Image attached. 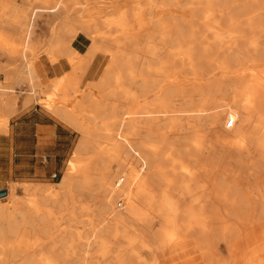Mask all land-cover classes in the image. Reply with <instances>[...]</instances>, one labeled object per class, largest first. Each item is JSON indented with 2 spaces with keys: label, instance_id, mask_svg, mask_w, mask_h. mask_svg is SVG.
<instances>
[{
  "label": "bare ground",
  "instance_id": "obj_1",
  "mask_svg": "<svg viewBox=\"0 0 264 264\" xmlns=\"http://www.w3.org/2000/svg\"><path fill=\"white\" fill-rule=\"evenodd\" d=\"M88 1L56 0L52 8L27 2L31 11L22 22L27 28L21 54L0 45V55L19 59L24 66L6 71L5 81L15 76L16 85L26 83L31 97L44 89L47 95L56 91L58 103L43 98L42 105L81 136L56 184L58 191L24 186L30 190L26 209L0 206V264H128V257L135 255L134 243L153 254L183 248L186 241L202 264H224L218 262V248L228 237L253 244L232 264H264V0L130 5L101 26L85 21L71 25L68 35L82 33L84 40L70 51L64 50L65 37L58 31L49 40L35 38L40 14L60 21L71 13L82 14ZM16 30L21 33L23 27ZM41 53L64 55L67 63L80 59L42 85L39 69L31 62ZM90 88L103 98H118L127 108L103 106ZM8 90L0 85V99L8 97ZM67 101L74 108L67 107ZM13 103L11 97L0 102V132L15 110ZM76 110L84 113L83 120ZM174 113L180 121L164 124ZM228 119L231 124L225 127ZM86 122H94L96 130ZM187 133L192 135L189 141ZM188 146L204 158L197 171L177 164L175 156ZM110 160L116 162L115 169ZM231 163L247 173H224ZM86 172H93L94 179H85ZM199 177L203 185L193 187ZM83 196L94 202L95 214L87 207L76 213L72 203ZM115 200L124 201L120 210L113 207ZM48 205L65 212L67 224L45 247L43 237L32 235L50 233L48 227L40 228L56 214ZM149 211L160 221L158 235L149 232ZM80 213L89 223L84 231L75 218ZM92 216L101 221L95 223ZM112 246L117 255L110 258ZM45 248L50 253L43 254ZM90 248L98 253L95 262L86 257ZM135 260L148 263L138 256Z\"/></svg>",
  "mask_w": 264,
  "mask_h": 264
},
{
  "label": "rangeland",
  "instance_id": "obj_2",
  "mask_svg": "<svg viewBox=\"0 0 264 264\" xmlns=\"http://www.w3.org/2000/svg\"><path fill=\"white\" fill-rule=\"evenodd\" d=\"M3 1L4 0H0L1 5ZM8 1L11 2V0H8ZM152 1L153 0H90L88 1V4H87L88 8L85 7V11H84L85 13L84 12H82V14L71 13V14L66 15L65 18L60 21L52 17L48 18L46 14H40L41 15L40 18L37 19V21L34 24L35 38L38 37L41 40H49L53 37L56 31H58L60 36L62 35L63 37H65L64 40L62 41H64L63 45L67 46L65 49L61 48L60 50L64 49L65 51H70L72 49L71 47L74 46V43H76L77 41L81 42L84 40V38H82L83 37L82 33H79L78 34L79 37H75V38L74 36H72L71 38L70 35H68V31L73 29L71 25H73L74 23H77L78 21H85V22H91L93 24L101 26L103 23L116 19L118 15L122 13L125 9L130 7V5H137L141 8H144L146 4ZM165 1L169 2L171 0H160V1L154 0L153 2L160 3V2H165ZM12 2L13 3L3 4V7H1L0 5V24H3V25L8 24L13 29L0 28V31L8 36H11L13 41L15 40L20 41L18 45H14V44L4 45L6 49L15 52L16 53L15 55L19 56L23 48L25 29L27 28V27L22 26L24 14L26 13L25 9L22 6L25 5L28 9V12H30L31 9L29 8V6L26 5L27 2L30 4L39 3V4H43L44 6L48 8H52L56 0H13ZM170 8L171 10L174 9L173 6ZM91 10H93V13L88 14V12ZM114 11H115V14H114ZM145 12H147V10H143L142 13L146 14ZM107 13H110V15ZM22 27H23V32L20 33L19 31L16 30V28H22ZM86 42H88V40L84 41V43ZM79 59H80L79 57L78 58L75 57L70 61V63H67L66 62L67 59L64 55L51 58L48 55L41 53L38 58H33L31 62L35 63V65L39 69V73H40L39 79L41 81V84L44 85V84H47L49 80L53 78V76H55V74H58V73L63 74L65 71L67 72L69 70V65L77 62ZM50 61H52L53 63L51 62L50 64L49 63ZM0 67L4 69L3 71H0V85L6 84L9 87L8 94H7L8 97L6 96L2 97L0 99V102L3 103L7 98L11 97L12 102H14L13 104L15 105V110L12 114V116L14 115V117L20 112L31 111L33 108H35L37 112L44 113L45 115H47L49 117L50 123L55 125L54 136L56 138H59V139H56L55 143L62 144V147L59 149H57L58 148L57 145L54 146L53 149H51V153L52 152L60 153V156L56 155L55 157V170L51 171V172H55L56 174L55 177L53 178L48 177L44 179H27V180L26 179L16 180L13 177L9 178L5 176L0 177V189H5L6 192L8 191L10 193L9 197H6L5 195L0 197V206L9 207V206H12V204H14V206L16 207V209L14 210L17 211L20 209L22 210L26 209L25 204L29 202L30 200V197H29L30 190L28 192L25 191L23 189L24 186H39L41 189L51 188L52 190L54 189V191L59 190V187L56 184L62 179L66 169L68 168V163L74 154L75 148L77 144L79 143L81 136L78 132L74 131L67 124H65L62 120L54 116L49 110H47L42 105L44 101L48 102L49 104L58 103L59 96L57 95V93H55L56 91L53 93V95H47L49 90L44 89V92L40 93L39 96L37 95V97L35 96L31 97L30 92L26 86V83H21V85H16L17 81H16L15 76H12L10 80L5 81L4 73L6 71L13 70L14 68L23 69L22 67L24 66L20 64L19 59H9L5 54H2L0 55ZM180 84H184V83L181 82ZM187 84L188 82H185V85ZM55 88H58L59 90V88L61 87L56 86ZM87 91L92 95V97L96 100V102L102 104L103 106H109L108 108L118 106V107H121L123 110L127 108L126 105L122 104V102L118 98H114V99L110 97L103 98L98 91L92 88L87 89ZM43 98H45L46 100H44ZM26 99H31L29 101L30 103L28 102L27 103L28 105L27 104L23 105V102ZM70 103H71L70 101H67L65 105L67 107L74 108L72 105L70 106ZM75 113L80 120H83L85 118L84 113L80 112L79 110H76ZM178 115L179 114H177V116ZM177 116L176 114L173 115V118L167 120L166 122H164V124H168V122L174 123V122H177L175 121L176 119L178 120L179 118L180 119L182 118L179 116L177 118ZM118 119L122 120L123 117L118 116ZM181 123H185V121ZM86 124L90 128L91 131H94L97 128V125L94 122H86ZM115 131L119 132V130H115ZM4 132H6V130ZM224 134L225 133H223V135ZM186 137H188L186 139L189 141L191 140L192 135H189L187 133ZM102 144L107 145V142L104 141ZM186 148H187L186 152H183V154H177L175 156V158L178 159L177 164L179 166L181 165L185 166L187 167V169L191 171L199 170L200 165H202V161L204 158L198 153L194 152L191 146H188ZM104 159L106 161H109V158L107 156H105ZM245 161L249 163L250 159H246ZM110 162H111L110 166L113 169H115L116 162L114 160H110ZM129 164L130 163L128 162V165ZM222 171L224 170L221 169V172ZM178 173H186V171L179 169ZM199 173H203L202 170ZM224 173H247V172H245V170H243L242 172H239V170H237L234 167V165L231 163L230 165L226 164V169ZM249 173H253V171H250ZM92 174L93 172H91V174L88 172L83 173L84 178L87 180L94 179V176ZM203 182H204L203 177L195 178V180L192 182L193 187L196 186V184L198 187H201L203 185ZM201 195H202L201 189L197 190L196 196L200 197ZM87 198H88L87 196H83L77 202L72 203L75 206V211H77L76 213L85 211L84 210L85 208L83 209L82 207H87L89 208L90 211L94 212L95 214L94 202H91L89 198L88 199ZM185 198H186V204L189 203V197L185 195ZM116 201L117 200L114 201L115 204L113 207L116 210H120L124 206V201L123 200L121 201L122 206L120 208L117 207ZM69 204L71 203L69 202ZM49 207H51L56 214L55 216L51 217V219L49 220L50 222L49 224L40 225V228L48 227L50 229V233L48 234L47 237L45 235L42 236L41 234L32 235L33 237H43V245L45 247L50 246L54 243L52 239L58 236L60 231L65 229L66 224H67L65 212L58 213V209L56 206H49ZM148 214H149L148 218L150 219V225H149L150 234H153V235L160 234L161 229H162L160 221L158 220V218L152 211H149ZM75 218L78 222H80L77 225L79 229L83 231L88 229L89 223L85 222L86 218L82 216L81 213L77 215ZM92 221L96 223V222H100L101 219L98 217L92 216ZM92 239L93 238L89 236L88 244H90L91 246L93 243ZM226 240L227 242H220L219 248H218V254H219L218 262H221L224 264H232L233 261H235L236 259L242 256L244 251L250 249L253 245L251 244L250 241L240 242V240L235 237H228L226 238ZM132 246H133V250L131 252L134 253L135 255L133 257L131 256L128 257V260L130 262L128 264H136V260H135L136 256H138L141 260H143L144 263L148 262L146 264H150L153 261H154V264H202L196 251L193 250V247L191 246L190 241H186L185 245L184 244L182 245L183 248L182 247L177 248L176 250L172 248V249L154 252L153 254L145 251L144 249H139L136 243L132 244ZM49 251L50 250L48 248L42 249L43 254H48L50 253ZM116 251L117 250L115 249V247L112 246L109 249L108 256L110 258L113 256H116L117 255ZM78 257H80L79 254H78ZM86 257L90 259L91 261L95 262L97 261L98 253H96V250H92V248H90L89 251H87ZM123 258L127 259L126 254ZM78 264H81V263H78ZM87 264H90V263L88 262ZM235 264H242V262L237 261Z\"/></svg>",
  "mask_w": 264,
  "mask_h": 264
},
{
  "label": "crops",
  "instance_id": "obj_3",
  "mask_svg": "<svg viewBox=\"0 0 264 264\" xmlns=\"http://www.w3.org/2000/svg\"><path fill=\"white\" fill-rule=\"evenodd\" d=\"M12 1L5 0L3 4ZM22 7L26 11L25 18L28 9L25 5ZM19 42L0 31V45H18ZM54 129L55 125L50 123L49 117L35 108L20 112L15 117L10 116L6 132H0V177L16 180L51 178L55 174L51 172L55 170V157L60 156L58 152L51 153V149L56 145L57 149L62 147V144L55 143L59 138L54 136Z\"/></svg>",
  "mask_w": 264,
  "mask_h": 264
},
{
  "label": "built area",
  "instance_id": "obj_4",
  "mask_svg": "<svg viewBox=\"0 0 264 264\" xmlns=\"http://www.w3.org/2000/svg\"><path fill=\"white\" fill-rule=\"evenodd\" d=\"M231 124V120L230 119H228L227 120V122H226V124H225V127H228L229 125ZM53 177H55V174H52L51 175V178H53ZM121 180H119L118 182H120ZM121 203V201H118V203H117V207H119L118 205Z\"/></svg>",
  "mask_w": 264,
  "mask_h": 264
},
{
  "label": "water",
  "instance_id": "obj_5",
  "mask_svg": "<svg viewBox=\"0 0 264 264\" xmlns=\"http://www.w3.org/2000/svg\"><path fill=\"white\" fill-rule=\"evenodd\" d=\"M6 193L5 189H0V197L4 196Z\"/></svg>",
  "mask_w": 264,
  "mask_h": 264
}]
</instances>
